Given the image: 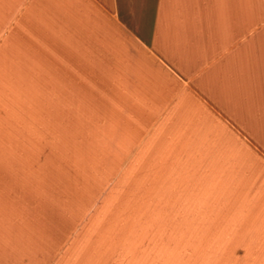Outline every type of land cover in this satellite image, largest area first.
Returning <instances> with one entry per match:
<instances>
[{
	"label": "crops",
	"instance_id": "1",
	"mask_svg": "<svg viewBox=\"0 0 264 264\" xmlns=\"http://www.w3.org/2000/svg\"><path fill=\"white\" fill-rule=\"evenodd\" d=\"M0 264H264V0H0Z\"/></svg>",
	"mask_w": 264,
	"mask_h": 264
}]
</instances>
